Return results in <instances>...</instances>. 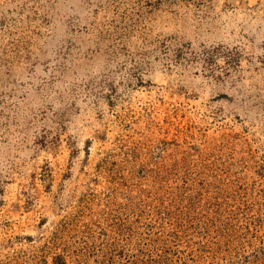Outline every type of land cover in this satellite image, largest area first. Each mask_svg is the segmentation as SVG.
Masks as SVG:
<instances>
[{
  "label": "rangeland",
  "instance_id": "rangeland-1",
  "mask_svg": "<svg viewBox=\"0 0 264 264\" xmlns=\"http://www.w3.org/2000/svg\"><path fill=\"white\" fill-rule=\"evenodd\" d=\"M0 264H264V0H0Z\"/></svg>",
  "mask_w": 264,
  "mask_h": 264
}]
</instances>
